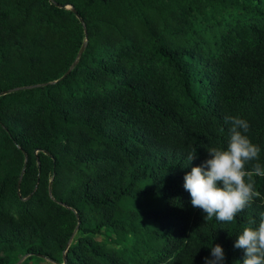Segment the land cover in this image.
<instances>
[{
    "label": "trees",
    "instance_id": "obj_1",
    "mask_svg": "<svg viewBox=\"0 0 264 264\" xmlns=\"http://www.w3.org/2000/svg\"><path fill=\"white\" fill-rule=\"evenodd\" d=\"M226 116L264 168V0H0V264H243L264 176L231 222L184 189Z\"/></svg>",
    "mask_w": 264,
    "mask_h": 264
},
{
    "label": "clouds",
    "instance_id": "obj_2",
    "mask_svg": "<svg viewBox=\"0 0 264 264\" xmlns=\"http://www.w3.org/2000/svg\"><path fill=\"white\" fill-rule=\"evenodd\" d=\"M225 121L232 125L227 148H207L208 158L185 174L184 189L190 193L193 208L205 214L204 219L215 217L221 222H231L259 195L254 191L253 173L264 176V168L255 163L251 171L245 170L246 164L257 160L260 152L243 134L249 130L248 122L232 116H226ZM195 157L193 150L188 154L189 162ZM261 215L258 227L245 228L234 243V248L244 250L243 264H264V213ZM205 264H225L220 244L211 247Z\"/></svg>",
    "mask_w": 264,
    "mask_h": 264
},
{
    "label": "water",
    "instance_id": "obj_3",
    "mask_svg": "<svg viewBox=\"0 0 264 264\" xmlns=\"http://www.w3.org/2000/svg\"><path fill=\"white\" fill-rule=\"evenodd\" d=\"M73 11H74V9L73 8H71ZM75 12V11H74ZM84 46H85V44L83 43L82 44V46H81V48L79 49V51H78V54H77V57H79L80 55H81V53H82V51H83V49H84ZM75 64V62L72 64V66L68 69V71L67 72H69L71 69H72V67H73V65ZM20 179L21 178H19V180H18V185H17V187H19V184H20ZM69 242H70V240H69ZM69 242L67 243V246L69 245ZM66 252V251H65ZM64 252V254H63V260H65V256H66V253ZM26 258V255H24V256H22L15 264H20L24 259Z\"/></svg>",
    "mask_w": 264,
    "mask_h": 264
},
{
    "label": "rangeland",
    "instance_id": "obj_4",
    "mask_svg": "<svg viewBox=\"0 0 264 264\" xmlns=\"http://www.w3.org/2000/svg\"><path fill=\"white\" fill-rule=\"evenodd\" d=\"M34 261V260H33ZM21 264V263H20ZM23 264H26V262L25 263H23Z\"/></svg>",
    "mask_w": 264,
    "mask_h": 264
}]
</instances>
